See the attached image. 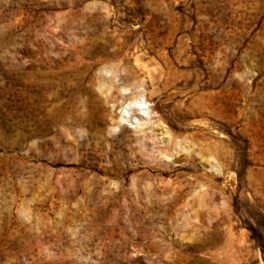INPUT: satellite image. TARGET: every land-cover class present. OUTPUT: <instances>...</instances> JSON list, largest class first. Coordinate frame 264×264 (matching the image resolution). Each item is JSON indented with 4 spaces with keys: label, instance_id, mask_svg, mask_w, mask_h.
<instances>
[{
    "label": "rangeland",
    "instance_id": "obj_1",
    "mask_svg": "<svg viewBox=\"0 0 264 264\" xmlns=\"http://www.w3.org/2000/svg\"><path fill=\"white\" fill-rule=\"evenodd\" d=\"M0 264H264V0H0Z\"/></svg>",
    "mask_w": 264,
    "mask_h": 264
},
{
    "label": "bare ground",
    "instance_id": "obj_2",
    "mask_svg": "<svg viewBox=\"0 0 264 264\" xmlns=\"http://www.w3.org/2000/svg\"><path fill=\"white\" fill-rule=\"evenodd\" d=\"M144 73L146 74V76H148V78H152L151 72L149 73L148 71L145 70ZM161 73L164 75L162 89L165 90L173 82V75H172V72L168 68L165 71H162ZM155 79L159 80L158 78H155ZM145 85L146 84L143 82V80H141L139 82V86H140L141 90L136 94L135 97L131 98L127 103H125L124 105H122L120 107L121 116L119 119L121 121L128 122L129 126H132V124L133 125L135 124L136 125L135 128L137 130H139V133L142 135V137H143V134H145L144 131L146 128L152 129V127H154V125L160 126L161 128L160 127L159 128L168 137V138H166L167 140H165V139H162L159 141L155 140L153 137H156L157 134L153 135V137L151 134V137L154 139V141L156 143H165L166 142L164 144V146H162L161 148H156L159 156L162 157V159L164 158L165 160L174 161L176 156L173 153V151L177 152V151L181 150V151L189 152V150L193 146H197L198 151L200 153L206 151L209 153V155H211L213 152H210V150H212L214 146H211L209 143L205 142V139L203 137H200V136L194 137L191 135V136H189V138H185L186 142H188L189 145H182V143H180V141H175L172 138V134L169 132V130L166 128V126H164L162 119H161L163 117L161 114V110L163 108L168 107V103L171 99V94L167 95V98H166L167 102H165V103L162 101L154 102L153 98L155 97V90L153 89L150 92H146ZM158 96H159V94H158ZM131 105L134 109L133 112H135V114H131L128 117L124 116V114L127 115V113H128L127 110L129 108V106H131ZM190 105H195V106L203 108V109L207 108V104L203 100H197L196 102H192ZM159 134L162 135L161 133H159ZM145 135H147V134H145ZM211 167L213 168V167H215V165L214 166L211 165Z\"/></svg>",
    "mask_w": 264,
    "mask_h": 264
}]
</instances>
